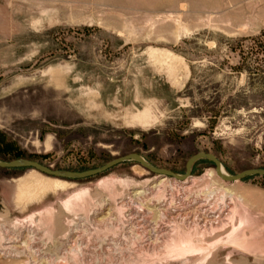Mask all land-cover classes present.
Returning <instances> with one entry per match:
<instances>
[{
    "label": "rangeland",
    "instance_id": "1",
    "mask_svg": "<svg viewBox=\"0 0 264 264\" xmlns=\"http://www.w3.org/2000/svg\"><path fill=\"white\" fill-rule=\"evenodd\" d=\"M197 152L264 169V0H0L1 161ZM213 170L0 167V264H264V175Z\"/></svg>",
    "mask_w": 264,
    "mask_h": 264
},
{
    "label": "water",
    "instance_id": "2",
    "mask_svg": "<svg viewBox=\"0 0 264 264\" xmlns=\"http://www.w3.org/2000/svg\"><path fill=\"white\" fill-rule=\"evenodd\" d=\"M202 158H209L211 159L214 164H215V169L216 171L219 173V175H221V177L226 180V181H235V180H239L242 179L246 176L249 175H264V169H247L244 171L239 172L238 174L235 175H223L222 174V163L221 161L217 158L216 155L212 154V153H208V152H197L196 154H194L193 156H191L187 163H186V173L184 175H179L176 174L174 172H172L171 170L168 169H164V168H158L155 167L153 165H151L150 163H148L141 155L137 154V153H130L121 157H117L113 160H111L110 162L106 163L105 165L98 167V168H94V169H88V170H84V171H69V170H55L52 169L50 166H46L43 165L42 163H39L37 161H33V160H29L26 158H18V159H14L12 161H1L0 160V167H4V168H14V167H30V168H34L42 173H45L47 175L50 176H54L57 178H64V179H82V178H87V177H91V176H95L98 175L102 172H105L106 170L126 161V160H130V159H134L136 161H138L139 163H141V165L143 167H145L146 169L154 172V173H158L160 175H170V176H179V177H184V176H188L191 174L192 168L194 166V164L202 159Z\"/></svg>",
    "mask_w": 264,
    "mask_h": 264
},
{
    "label": "bare ground",
    "instance_id": "3",
    "mask_svg": "<svg viewBox=\"0 0 264 264\" xmlns=\"http://www.w3.org/2000/svg\"><path fill=\"white\" fill-rule=\"evenodd\" d=\"M222 174L223 175H226V171L224 170V168H222ZM212 173H216V175L218 176V177H220V178H222L221 177V175H219V173L216 171V169L215 170H213L212 171ZM158 175H160V174H158ZM160 176H164V175H160ZM166 176H169V175H166ZM172 177H174V179L175 180H179L182 184L183 183H186V182H188L189 180H190V178H191V174L190 175H188V176H184V177H179V176H172ZM165 179V178H164ZM223 179V178H222ZM166 180V179H165ZM224 180V179H223ZM157 186V185H156ZM133 198V197H132ZM167 228V227H166ZM87 229V228H86ZM11 245V244H10Z\"/></svg>",
    "mask_w": 264,
    "mask_h": 264
}]
</instances>
